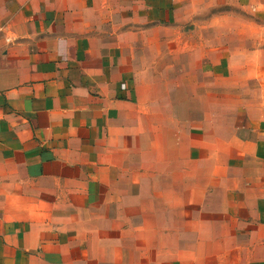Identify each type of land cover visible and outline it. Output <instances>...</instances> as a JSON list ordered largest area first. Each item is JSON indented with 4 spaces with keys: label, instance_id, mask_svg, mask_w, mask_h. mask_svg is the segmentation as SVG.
Wrapping results in <instances>:
<instances>
[{
    "label": "crops",
    "instance_id": "obj_1",
    "mask_svg": "<svg viewBox=\"0 0 264 264\" xmlns=\"http://www.w3.org/2000/svg\"><path fill=\"white\" fill-rule=\"evenodd\" d=\"M229 1L0 0V264H264V24L218 47Z\"/></svg>",
    "mask_w": 264,
    "mask_h": 264
},
{
    "label": "rangeland",
    "instance_id": "obj_2",
    "mask_svg": "<svg viewBox=\"0 0 264 264\" xmlns=\"http://www.w3.org/2000/svg\"><path fill=\"white\" fill-rule=\"evenodd\" d=\"M259 1L264 0L219 2L214 8L203 11V13L205 12L202 16L203 20L208 21L206 18L212 14L219 16V18L214 20V22L218 21V29L216 28L217 33L214 32L213 35V38L217 37L219 43H223H218V47L225 46L228 41L232 42L234 39L235 44H241L240 51L244 53V48L242 49V47L245 46L247 49L253 39L249 33L251 31L250 28L264 24V17L257 12L258 9L264 11V3H257ZM262 36L264 37V34ZM221 52H224V50L218 51V53Z\"/></svg>",
    "mask_w": 264,
    "mask_h": 264
}]
</instances>
